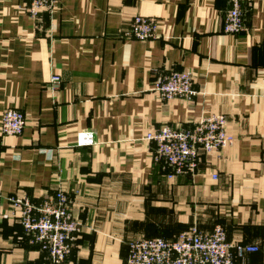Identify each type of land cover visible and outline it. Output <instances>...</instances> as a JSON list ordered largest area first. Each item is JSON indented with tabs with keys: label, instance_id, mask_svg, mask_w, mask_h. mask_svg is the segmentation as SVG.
<instances>
[{
	"label": "crops",
	"instance_id": "0c3cea01",
	"mask_svg": "<svg viewBox=\"0 0 264 264\" xmlns=\"http://www.w3.org/2000/svg\"><path fill=\"white\" fill-rule=\"evenodd\" d=\"M231 1L56 0L34 19L21 0H0V116L14 107L25 120L0 135V264H53L5 197L37 204L58 190L79 224L61 264H125L132 240L216 224L258 248L232 264H264V0H239L243 28L227 34ZM136 15L154 19L157 37L124 35ZM171 70L190 72L196 93L153 91ZM209 115L224 117L230 140L193 172L174 173L144 139ZM82 130L94 145L76 146Z\"/></svg>",
	"mask_w": 264,
	"mask_h": 264
},
{
	"label": "built area",
	"instance_id": "2783aa9c",
	"mask_svg": "<svg viewBox=\"0 0 264 264\" xmlns=\"http://www.w3.org/2000/svg\"><path fill=\"white\" fill-rule=\"evenodd\" d=\"M26 13L37 18L40 12H51L56 0H21ZM243 28L239 0H233L223 20V30L235 34ZM128 38L149 40L157 37L153 18L136 15L130 27L124 32ZM60 77L49 78L51 88H56ZM161 98L188 99L196 93L190 72L171 70L158 76L153 84ZM24 114L9 107L0 116V135L17 136L24 127ZM144 139L153 142L157 155L172 168L174 173L193 172L200 154L223 148L229 143L225 132V119L221 115L203 116L191 126L171 128L162 126L146 133ZM96 143L94 133L82 130L76 135V146H92ZM215 177V176H214ZM0 192V201L3 199ZM24 231L40 241L53 264H61L68 256L71 243L78 231V222L72 216L66 195L58 190L39 203H33L27 196L5 197ZM258 248L242 243H229L223 227L216 224L209 232H202L196 226L181 232L176 238L140 237L129 243L125 264H232L234 253L240 256Z\"/></svg>",
	"mask_w": 264,
	"mask_h": 264
},
{
	"label": "rangeland",
	"instance_id": "374dc122",
	"mask_svg": "<svg viewBox=\"0 0 264 264\" xmlns=\"http://www.w3.org/2000/svg\"><path fill=\"white\" fill-rule=\"evenodd\" d=\"M232 1H233V0H232ZM232 1H231V5H232ZM240 6H241V4H240ZM230 7H231V6H230ZM241 11H242V10H241ZM225 13H226V12H225ZM224 15H225V14H224ZM242 18H243V13H242ZM223 20H224V16H223ZM241 30H242V29H241ZM241 30H240V31H241ZM222 31L224 32V30H223V24H222ZM240 31H239V32H240ZM224 33H225V32H224ZM237 33H238V32H237ZM237 33H235V34H237ZM227 34H228V33H227ZM148 132H149V131H148Z\"/></svg>",
	"mask_w": 264,
	"mask_h": 264
}]
</instances>
